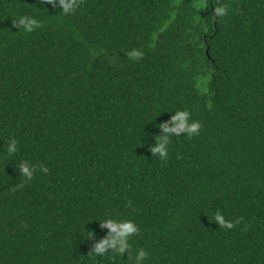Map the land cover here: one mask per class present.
Segmentation results:
<instances>
[{"label": "trees", "instance_id": "obj_1", "mask_svg": "<svg viewBox=\"0 0 264 264\" xmlns=\"http://www.w3.org/2000/svg\"><path fill=\"white\" fill-rule=\"evenodd\" d=\"M78 4L0 0V264H264V0Z\"/></svg>", "mask_w": 264, "mask_h": 264}, {"label": "clouds", "instance_id": "obj_2", "mask_svg": "<svg viewBox=\"0 0 264 264\" xmlns=\"http://www.w3.org/2000/svg\"><path fill=\"white\" fill-rule=\"evenodd\" d=\"M48 2L55 4V0H48ZM59 6L62 8L63 12L67 14L78 7L79 4L78 0H59ZM197 6L199 7L200 5ZM216 11L218 14H223L225 9L218 8ZM19 24L23 25L24 30L27 32H32L35 27L40 26L39 21L27 16L21 17ZM128 55L132 58H139L142 53L133 50ZM189 119L190 113L188 111H177L176 115L173 117V124L175 127L170 131L185 130L189 137L197 134L201 128L200 123L198 121L189 123ZM165 127L167 129V126ZM159 140L162 141V143L159 146L154 147L152 151L154 154L159 153L160 157L163 159L168 155L167 148H165V144L168 143V137H160ZM7 151L9 154L17 151V141L15 138L10 141ZM19 167L22 171V175L28 180H31L33 177V171H36V166L31 165L28 162H22ZM43 171L47 172V168H44ZM216 221L223 227L232 228L234 226L231 221L226 222L224 217L219 213L216 215ZM103 224L104 226L110 228L112 232L117 233V235L111 240L105 239L103 242L99 243L96 246L95 253L102 254L108 246H112L114 248L118 246L120 254H124L126 251L131 249L129 238L139 231L138 226L133 221L128 220L117 222L109 218L105 219ZM147 256L148 253L145 250H140L136 254V264H142V261L146 259Z\"/></svg>", "mask_w": 264, "mask_h": 264}]
</instances>
